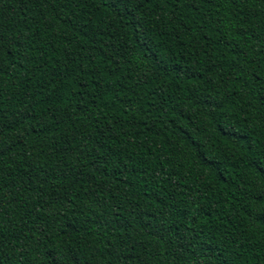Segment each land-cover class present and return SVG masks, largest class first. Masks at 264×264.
Wrapping results in <instances>:
<instances>
[{
  "label": "trees",
  "instance_id": "1",
  "mask_svg": "<svg viewBox=\"0 0 264 264\" xmlns=\"http://www.w3.org/2000/svg\"><path fill=\"white\" fill-rule=\"evenodd\" d=\"M264 264V0H0V264Z\"/></svg>",
  "mask_w": 264,
  "mask_h": 264
},
{
  "label": "snow or ice",
  "instance_id": "2",
  "mask_svg": "<svg viewBox=\"0 0 264 264\" xmlns=\"http://www.w3.org/2000/svg\"><path fill=\"white\" fill-rule=\"evenodd\" d=\"M72 259L76 262V264H78V260L75 256H73ZM53 264H58V261L53 260Z\"/></svg>",
  "mask_w": 264,
  "mask_h": 264
}]
</instances>
